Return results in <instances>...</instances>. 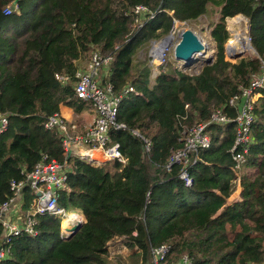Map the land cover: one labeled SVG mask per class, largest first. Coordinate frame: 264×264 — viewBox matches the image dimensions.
<instances>
[{"label": "trees", "instance_id": "16d2710c", "mask_svg": "<svg viewBox=\"0 0 264 264\" xmlns=\"http://www.w3.org/2000/svg\"><path fill=\"white\" fill-rule=\"evenodd\" d=\"M12 1L0 0V114L7 119L0 133V204L11 180L41 158L54 160L65 167L57 205L78 210L83 221L62 239L59 215L36 214L34 234L2 243L8 251L0 264H122L118 254L110 256L121 249L132 263L146 264L150 248L161 244L168 246L164 264L182 255L190 264H264V90L253 102L245 153L231 151L236 107L228 105L264 63V0H15L17 8L3 14ZM135 5L152 13L140 16L139 27H133ZM208 5L219 7L209 30L214 60L196 74L164 64L150 83L147 58L134 54L169 33L173 21L194 20ZM236 15L246 18L255 54L231 62L224 58L225 19ZM94 50L111 54L100 83L122 94L115 121L124 128H109L108 136L123 163L66 157L60 134L43 126L60 105L74 115L91 106L76 97L73 84ZM128 86L133 91L124 94ZM214 110L230 121L207 123ZM196 123L206 124L209 147L198 149L193 162L166 169ZM141 137L150 142L147 152ZM236 152L243 156L239 169ZM181 170L190 185L178 177ZM32 196L23 189L22 210ZM1 235L0 226V242Z\"/></svg>", "mask_w": 264, "mask_h": 264}, {"label": "built area", "instance_id": "2783aa9c", "mask_svg": "<svg viewBox=\"0 0 264 264\" xmlns=\"http://www.w3.org/2000/svg\"><path fill=\"white\" fill-rule=\"evenodd\" d=\"M17 8L15 0L11 4L3 8V14H10ZM132 13L136 16L133 19V27H139L141 24L140 16L148 14V18L152 13L148 12L143 5H135ZM169 39L161 53L155 52V45L160 42L152 41L149 44L148 57L151 61L153 81L159 72H155L156 68L165 62V49L169 41L179 39L178 34L174 30L169 31ZM176 40V41H177ZM163 42V41H162ZM111 60V54L101 55L97 50L91 52L86 63V70H77L74 73L75 82L73 90L77 98L89 102L92 106L95 116L92 123L87 126L83 132L78 133L76 126L67 122L59 113H53L46 118L43 123L44 128L55 129L61 136V144L63 149L70 153L73 147L77 145L85 146L88 150H97L101 157L106 160H117L124 162L118 144L111 143L108 136L109 128H124V124L116 123V112L121 93H114L110 84H101L94 78L97 70L107 68ZM54 78L60 82L67 80L66 75L54 74ZM152 81V82H153ZM264 90V63L261 64V71L252 75L246 87L240 90L239 94H235L228 99V105L236 107V114L232 118L235 126V136L231 151L236 147H241V152H246L245 145L250 140L249 125L253 121V102L256 100L260 91ZM133 89L125 87L123 93L126 94ZM230 121L219 110H214L208 118V122L225 123ZM205 123L193 124L186 135L181 149L174 151L168 158L165 168L169 169L173 163L193 162L196 158L198 149L207 148L210 145V138L205 130ZM7 127V119L4 114H0V133ZM139 136L136 131H132ZM144 143V151L149 150L150 142L142 138ZM241 152L232 155L235 168L239 169L243 156ZM188 153L192 156H188ZM81 156V155H80ZM87 157V156H86ZM89 158V157H88ZM90 159V158H89ZM178 177L184 185H190L191 177L185 170H181ZM65 167L54 160L46 161L41 158L34 166L24 173V177L20 180H11L9 183L10 196L0 204V226L2 227V235L0 242V258L8 251V247L3 248L2 243L7 242L8 237L17 235L20 232L34 234V216L36 214H54L61 217L60 236L67 235L65 228L70 227L76 222H82V217L78 210L68 211L57 205V191L66 188ZM27 188L33 194L28 200L26 208L22 210L23 189ZM168 253V246L161 244L157 247L150 248V258L146 264H164L165 257ZM173 264H190L185 255Z\"/></svg>", "mask_w": 264, "mask_h": 264}, {"label": "rangeland", "instance_id": "374dc122", "mask_svg": "<svg viewBox=\"0 0 264 264\" xmlns=\"http://www.w3.org/2000/svg\"><path fill=\"white\" fill-rule=\"evenodd\" d=\"M217 9H218L217 7L208 5V11L205 14L198 16L196 19L190 20V21L175 20L173 21V24H172L171 30H174L175 33L177 34L178 32H180V30L185 29V28L191 30L198 37L200 42L205 46L204 55L198 56V57L194 56V60L189 65L183 66L181 61L175 60L173 58L172 49L177 40L174 38V40L172 42L169 41L168 45L166 46L167 49H165V62L159 66H162L164 64H169L171 66H175L176 68L182 70L185 73L196 74L197 72L200 71L202 66L205 64V60L207 58L210 57L211 60L213 61L215 57L216 49H215V44L209 35V30L211 27L210 25L216 22V19H217L216 10ZM237 18L239 19H238V22L236 23L233 22V20L235 19V16L228 17L225 19V28L227 29L229 36L226 42L224 43L225 45L226 43L228 44V42L233 40L231 45H233L234 47L236 46V49L240 48V41L235 40L234 36H239V38L243 37L246 39L248 37L246 18L243 17L242 15H238ZM167 34L160 37L155 42L161 43L162 41H165ZM148 49H149V45L139 49L134 54L133 58L134 60H141L145 57L147 58L146 64L149 66V69H150L149 82L152 83L151 81H153V76H152V66L153 65L151 64V61L149 60V57H148ZM251 55H254V54L250 50H246L243 52L242 57L251 56ZM224 58L231 62H234L235 60H237V59H228L225 55V51H224ZM159 66L156 68L155 72H159ZM97 160L98 162L105 161L101 157L97 158ZM115 254H118L122 264H135L134 262L133 263L131 262V258H128L129 252L126 249L115 251L112 255H110L111 258L115 259V256H114Z\"/></svg>", "mask_w": 264, "mask_h": 264}, {"label": "water", "instance_id": "95a60500", "mask_svg": "<svg viewBox=\"0 0 264 264\" xmlns=\"http://www.w3.org/2000/svg\"><path fill=\"white\" fill-rule=\"evenodd\" d=\"M236 15L235 17H237ZM169 34H167V38L169 39ZM168 39H165V41L162 43L164 46L167 44ZM167 40V41H166ZM247 46L249 50L255 54V51L250 45L249 39L247 37ZM224 51L225 55L228 59H238L241 58L243 55V50L232 48L231 46H228L226 43L224 45ZM205 53V46L200 42L198 37L189 29L185 28L180 30L179 32V39L175 42L172 54L173 58L175 60L181 61L183 66L189 65L193 60L194 56H202ZM212 60L211 58H207L205 60L204 65L211 64ZM198 73V72H197ZM70 155V151L66 152V157ZM92 162L98 163V161L94 159H89ZM81 225V222H76L73 225H71L68 228H65V231L67 232V235L62 236V239H67L70 235H72Z\"/></svg>", "mask_w": 264, "mask_h": 264}, {"label": "crops", "instance_id": "0c3cea01", "mask_svg": "<svg viewBox=\"0 0 264 264\" xmlns=\"http://www.w3.org/2000/svg\"><path fill=\"white\" fill-rule=\"evenodd\" d=\"M217 8L219 9V7H217ZM86 63L83 64L79 70H86ZM106 72H107V70L105 68L99 69L94 74V78L97 81L101 82V81H103V78L106 76V74H107ZM58 113L67 122L73 123L76 126V131L78 133L83 132V130H85L87 128V126H89L92 123L94 116H95V112H94L92 106H89V105H87L84 109H82L81 112L78 113L77 115H74L69 107L60 105L58 107ZM74 120H75V123H74ZM71 153L76 154V155H81V156H87L90 159H96V161H98L97 158L101 157V154L99 151L88 150L85 146H82V145H77V146L73 147V150ZM239 173H240V170H239ZM233 194L236 197L237 190H236V192L234 191ZM78 213L82 217V214L80 212H78ZM82 221H83V217H82ZM113 252H115V251H113Z\"/></svg>", "mask_w": 264, "mask_h": 264}, {"label": "bare ground", "instance_id": "6f19581e", "mask_svg": "<svg viewBox=\"0 0 264 264\" xmlns=\"http://www.w3.org/2000/svg\"><path fill=\"white\" fill-rule=\"evenodd\" d=\"M238 19L239 18H237V17H235V19L233 20V22L234 23H236V22H238ZM185 27V26H184ZM234 39L235 40H237V41H240V48H237V49H240V50H243V51H246V50H249V48H248V44H247V40H246V38H243V37H240L239 38V36H234ZM167 41V40H166ZM164 42V41H163ZM232 42H233V40L232 41H230V42H228V46H231L233 49L234 48H236V46L234 47L233 45H231L232 44ZM163 44H162V42L161 43H158V44H156L155 45V52H157V53H159L160 51H161V49L163 50ZM169 47V46H168ZM167 49V48H166ZM161 53V52H160Z\"/></svg>", "mask_w": 264, "mask_h": 264}]
</instances>
